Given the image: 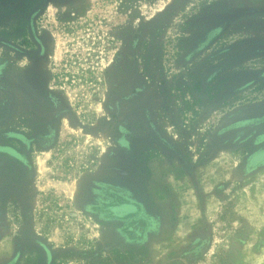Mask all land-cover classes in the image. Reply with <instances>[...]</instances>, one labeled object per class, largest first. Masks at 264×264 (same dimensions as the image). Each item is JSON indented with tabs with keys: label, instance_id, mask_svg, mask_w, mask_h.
Returning a JSON list of instances; mask_svg holds the SVG:
<instances>
[{
	"label": "rangeland",
	"instance_id": "rangeland-1",
	"mask_svg": "<svg viewBox=\"0 0 264 264\" xmlns=\"http://www.w3.org/2000/svg\"><path fill=\"white\" fill-rule=\"evenodd\" d=\"M220 258L264 264V0H0V264Z\"/></svg>",
	"mask_w": 264,
	"mask_h": 264
},
{
	"label": "flooded vegetation",
	"instance_id": "flooded-vegetation-1",
	"mask_svg": "<svg viewBox=\"0 0 264 264\" xmlns=\"http://www.w3.org/2000/svg\"><path fill=\"white\" fill-rule=\"evenodd\" d=\"M9 153H13V150H11ZM132 205H129L127 202H116L113 205L110 206V211L116 215L117 217L125 218L129 212H133L134 210L131 208ZM136 209V208H134ZM137 211V210H135Z\"/></svg>",
	"mask_w": 264,
	"mask_h": 264
},
{
	"label": "trees",
	"instance_id": "trees-1",
	"mask_svg": "<svg viewBox=\"0 0 264 264\" xmlns=\"http://www.w3.org/2000/svg\"><path fill=\"white\" fill-rule=\"evenodd\" d=\"M219 261H220V264H231V263H228L226 258H220Z\"/></svg>",
	"mask_w": 264,
	"mask_h": 264
}]
</instances>
